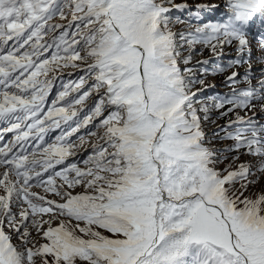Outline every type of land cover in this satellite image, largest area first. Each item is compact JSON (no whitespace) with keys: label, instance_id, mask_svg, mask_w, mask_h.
Instances as JSON below:
<instances>
[{"label":"snow or ice","instance_id":"snow-or-ice-1","mask_svg":"<svg viewBox=\"0 0 264 264\" xmlns=\"http://www.w3.org/2000/svg\"><path fill=\"white\" fill-rule=\"evenodd\" d=\"M220 9L0 0V264H264V0Z\"/></svg>","mask_w":264,"mask_h":264},{"label":"rangeland","instance_id":"rangeland-1","mask_svg":"<svg viewBox=\"0 0 264 264\" xmlns=\"http://www.w3.org/2000/svg\"><path fill=\"white\" fill-rule=\"evenodd\" d=\"M177 3H180L182 2V0H176ZM187 3L189 4H196V3H209V4H215V3H219L221 5V9L220 11L223 10V0H187ZM211 12V16L206 13V18H212V17H215L219 14V12H212V11H209ZM184 26L183 25H176L174 30H177V29H180V28H183ZM257 32V29L256 28H253V33L255 34ZM200 46H197V48H199ZM229 50L226 49V52H228ZM231 56H235V53L232 52L230 53ZM252 55H253V62H252V71L253 73L255 74V76L257 78H259V75H260V69L261 68H264V64H260L256 61L255 57L259 55L258 51H257V40L254 39L253 40V44H252ZM211 59L212 60V63H215V59L214 58H211L209 56V53L207 51L204 52L203 56H200V55H196L194 57V61L193 63L195 62V60H199V59ZM228 57H226L227 59ZM212 64H210L208 67L211 68ZM247 67V65H245L244 67H242L240 69L241 73L244 72V69ZM69 71H72L71 69H69ZM82 74V73H81ZM76 76L73 75V76H68L67 74H65L63 76V80H58L57 81V86L59 87V85L62 83V82H67L68 80H72V79H75ZM223 77L222 76H208L207 77V82L209 83H215L216 84V88L213 90V91H210L208 93H206L205 95L207 96H211L214 92H226L228 91L229 89L225 86H223L221 84V81H222ZM252 84L253 85H256L257 84V79H253L252 80ZM240 87H244V84H241ZM90 103V102H89ZM243 114V113H241ZM249 115H251V113H249ZM212 119L213 120H216V123H208L206 126H205V132L208 134L209 138L211 137L213 131L216 129V126L219 124V125H223L225 123L224 120H217L216 119V116L213 115L212 116ZM221 135H223L224 133H220ZM75 139V138H73ZM232 141L231 140H225V141H220L219 139H215V140H212L211 144L209 145L210 147H214V148H223L225 147L226 145H229L231 144ZM232 155H235V153H230L228 154L229 156V159H231V156ZM241 160H248V159H253L251 157H246V156H241L240 158ZM227 161H225L223 164H220L218 165V167L220 168H223L224 167V164H226ZM36 191H41L40 189H34Z\"/></svg>","mask_w":264,"mask_h":264},{"label":"bare ground","instance_id":"bare-ground-1","mask_svg":"<svg viewBox=\"0 0 264 264\" xmlns=\"http://www.w3.org/2000/svg\"><path fill=\"white\" fill-rule=\"evenodd\" d=\"M211 16V12H207Z\"/></svg>","mask_w":264,"mask_h":264}]
</instances>
